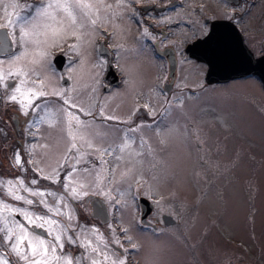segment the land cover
Here are the masks:
<instances>
[{"label": "flooded vegetation", "instance_id": "flooded-vegetation-1", "mask_svg": "<svg viewBox=\"0 0 264 264\" xmlns=\"http://www.w3.org/2000/svg\"><path fill=\"white\" fill-rule=\"evenodd\" d=\"M48 2L0 0L2 199L58 221L53 232L65 231L57 255L73 264H264L263 239L254 228L264 221V0H83L92 6L95 24L78 15L82 27L65 21L55 35L22 41L21 27L30 32ZM42 47L56 78L50 90L68 81V103L61 104L68 118L57 123L50 115L53 104H39L36 57ZM21 81L32 90L19 100ZM83 89L94 94L93 107L81 101ZM217 93L237 106L215 108L210 99ZM151 127L158 143L176 137V129L189 138L182 147L190 155L168 156L175 160L172 169L192 181L170 186L114 179L123 168L118 139L124 134L125 140L144 142ZM52 136L58 138L55 152L39 149ZM206 141L208 153L196 165L195 151L204 150L200 142ZM202 173L206 182H200ZM11 179L55 193L44 198L53 212L22 189L19 194L35 203L7 196ZM73 188L80 194L74 196ZM235 205L248 219L245 236L227 228ZM56 207L64 215H56ZM15 219L52 241L48 226L34 228L18 214ZM0 253L11 264H26L2 241Z\"/></svg>", "mask_w": 264, "mask_h": 264}, {"label": "rangeland", "instance_id": "rangeland-1", "mask_svg": "<svg viewBox=\"0 0 264 264\" xmlns=\"http://www.w3.org/2000/svg\"><path fill=\"white\" fill-rule=\"evenodd\" d=\"M41 52L44 53V55L41 56L40 55ZM36 61L38 62V73L37 74L38 76H40L39 81L41 84L38 86V88L37 87L35 88L38 89L39 93H44V95H39L38 97L39 104L42 106L53 104L50 115L53 116V119L55 120L56 123L61 122L63 118L65 119L68 118V115L66 114V112H64V109L62 108L63 106L61 105L67 98L68 94L63 89V84L61 81L58 82V86L55 87V89L50 90V84L53 85L54 83H56V78L54 77V73L50 68L49 58H48V55L44 47L40 49L39 56L36 57ZM44 82L45 84L43 85ZM87 82L88 80H86V83ZM21 83H22L20 85V90H21L20 96L21 97L18 98L19 100H22L24 98V94L32 90V88H30L26 84L25 81H21ZM35 88H34V91H37V89ZM57 93H59V95ZM80 96H82L80 97L82 102H84L85 104H88L87 102H90L91 106L93 107V103H94L93 93H90L88 89H83L81 90ZM234 100L235 99L226 98V97L222 98L221 94L217 93V94L212 95L210 102L214 105L215 108H219V109L227 108L229 107L228 105L231 103H232L231 107L235 108L237 104L235 103ZM90 117L94 118L95 116L90 115ZM211 117H214V116H211ZM239 118H242V116H240ZM103 127L109 128L106 125H104ZM244 130L247 132L248 135L250 134L246 125L244 127ZM69 131L71 134L77 132L74 129H70ZM154 131L155 130H153V127H151L150 132H149V137H147V140L144 142H140L136 139L135 140L133 139L125 140L126 136L124 134L122 137L118 139L121 143V148H122L118 165L120 167L123 166L120 172L118 171V173L114 177V179L118 183H127L131 181H135V182L158 181V182H164L170 185V184H174V183L181 182V181H192L190 174L189 175L183 174V176H181L180 174L176 173L174 169H172V167L175 165V160L171 159L168 156V154H170L172 157L176 159V156L180 152L182 151L187 152L188 149L184 148L186 146L182 147V144L184 142V139H189V138L185 136L184 132L181 134L180 130L176 129L175 131L172 130V133L176 134L175 135L176 137L170 138V140H168L167 142L158 143L154 137ZM105 132H106V129L103 128V136L105 135ZM47 133L49 134L50 132L47 130ZM105 139H109V137H106ZM57 141H58L57 136H54V137L52 136L48 140H43L39 142L38 144L39 149H42L43 147L48 152H55L54 151L56 149L55 144ZM61 142L62 140L60 141V143ZM187 142L189 143L191 141L187 140L186 143ZM200 143L206 144L207 147L204 148V150L197 149L195 151L196 165H198V162L200 164L201 159H204V157L201 156V154L203 153L204 155H206L208 153V148L210 147V141H206V143L205 142H200ZM137 144H139L140 147L143 148L144 150L137 149V146H136ZM2 148H3V144H2V141L0 140V164L2 161V157H3ZM74 149L72 148V150ZM187 154L189 155L191 154V149L187 152ZM131 157L136 158L135 163H133L132 161H129V158ZM136 163H138L140 167H138ZM89 177L90 175L87 177V180ZM199 177H200V182H206V179H204V173L199 174ZM94 180L95 178L93 177V181ZM0 181L3 182L2 175H1V169H0ZM11 181L15 182L14 179H11ZM16 187L18 186L16 185ZM0 199H2L1 192H0ZM230 208L231 210L227 214L228 219L230 221L229 225H227V228L229 229V231L235 232L238 236H245L249 228V225L247 222L248 219L240 215L237 205L231 206ZM8 219L9 221H11L13 217H8ZM254 228L259 230V233L262 236L261 238L263 239V244H264V221L255 222Z\"/></svg>", "mask_w": 264, "mask_h": 264}, {"label": "snow or ice", "instance_id": "snow-or-ice-1", "mask_svg": "<svg viewBox=\"0 0 264 264\" xmlns=\"http://www.w3.org/2000/svg\"><path fill=\"white\" fill-rule=\"evenodd\" d=\"M93 11L92 6L88 3L83 2V0H49L48 3L43 4V6L38 9L37 12V22L32 23L31 31L25 32L24 28L21 27V40L23 41L25 37L28 36H39L41 34H47L49 31L55 35L59 30H63L65 26V21H67L68 27H82L83 24H78L79 18H88L92 24H95V19H91V12ZM4 39H8V35L5 34ZM33 43H39V40H32ZM27 50L21 53V55H26ZM44 55V53H40ZM19 91V89H17ZM59 95V93H57ZM39 95H44V93H39ZM12 100H17L16 96L11 97ZM65 103H68L65 100ZM22 107L24 106L21 101ZM75 107V105H73ZM75 119V116H71ZM91 146V145H90ZM72 147H75L73 144ZM71 150V149H70ZM107 151V150H104ZM17 163L20 161L17 159ZM45 179H52V177H44ZM55 182V180H54ZM71 181H69L70 183ZM36 180H32L31 184H36ZM18 185L19 187H16ZM8 191L5 193L7 196L14 200L22 201L26 205H32L35 203L34 200L29 199L27 196L20 195L19 192L22 189L24 192L29 193L30 196L40 197L39 203L43 204L48 212H53L54 205H48L44 199L46 196H55V193L41 191L38 189H30L24 185L23 180L8 181L7 182ZM69 184L64 185L67 191ZM4 188V182L0 181V190ZM72 194L79 195L75 188L72 190ZM60 199V198H58ZM24 218L29 224L34 228L45 229L48 226V234L53 235L52 241H48L44 237H41L38 232L30 233L29 229L25 224L21 223L19 220L15 219L16 215ZM56 215H64L58 207L55 209ZM8 217H13L9 221ZM59 222L52 219L49 216L39 215L26 207H16L14 205L7 204L5 200L0 199V233L3 236L0 237V241L8 244L11 252L15 253L17 257L24 260L26 264H73V259L69 256H58L57 249L63 250L62 236L64 235V229L53 232V229H57ZM69 242H74L71 237L68 238ZM82 246H90L82 245ZM94 253L101 256L103 261H107L108 257L103 253L99 252L98 247L92 248ZM0 264H11V262L4 256L0 255ZM76 264H79V259H77ZM91 264H97L96 260H93ZM112 264H117L116 261H112ZM119 264H124L120 261Z\"/></svg>", "mask_w": 264, "mask_h": 264}, {"label": "water", "instance_id": "water-1", "mask_svg": "<svg viewBox=\"0 0 264 264\" xmlns=\"http://www.w3.org/2000/svg\"><path fill=\"white\" fill-rule=\"evenodd\" d=\"M55 62H56V64H58L60 67H62V64H63V57H62V56H58V57H56ZM67 83H68L67 79H66V78H63V80H62V84H63V85H66ZM144 201H146V200H142V206L145 205V202H144ZM144 216H145V215H144Z\"/></svg>", "mask_w": 264, "mask_h": 264}]
</instances>
